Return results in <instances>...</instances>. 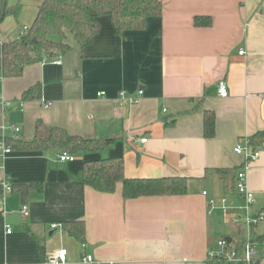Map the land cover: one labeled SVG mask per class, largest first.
<instances>
[{
    "label": "crops",
    "instance_id": "0c3cea01",
    "mask_svg": "<svg viewBox=\"0 0 264 264\" xmlns=\"http://www.w3.org/2000/svg\"><path fill=\"white\" fill-rule=\"evenodd\" d=\"M161 2L162 14L144 30L118 34L110 17H100L93 43L81 49L70 36L73 49L59 56L61 64L50 61L59 57L46 58L19 78L0 77V127L16 126L27 140L38 123L88 139L117 138L103 152L74 161H61L56 151L0 157V183L12 186L0 207V264H47L61 249L68 251L65 264H85L86 255L94 264H207L208 253L230 238L227 224L245 233L230 223L221 200L243 204L231 171L245 159L235 148L264 130V0ZM34 3L22 25L26 7L17 20L3 22L2 40L32 25L42 0ZM196 17L211 24L196 26ZM221 81L226 98L218 95ZM36 84L40 99L23 100ZM140 91L134 104L120 98ZM206 112L215 117L210 138ZM258 151L247 177L262 211L264 147ZM116 157H123L129 179L187 178L186 194L125 199L121 183L113 193L84 185L85 161ZM77 221L84 222L82 241L52 228ZM255 232L264 236V222Z\"/></svg>",
    "mask_w": 264,
    "mask_h": 264
},
{
    "label": "trees",
    "instance_id": "16d2710c",
    "mask_svg": "<svg viewBox=\"0 0 264 264\" xmlns=\"http://www.w3.org/2000/svg\"><path fill=\"white\" fill-rule=\"evenodd\" d=\"M22 3L10 6L0 0V18L3 10V22L13 17L19 18ZM163 11L161 0H42L37 15L27 31L19 28L16 39L0 38V72L2 78H19L27 67L42 62L44 59L57 58L70 53L73 49L68 42L73 36L81 49L90 46L99 32L98 19L108 16L118 34L125 31H140L147 27L148 20L160 16ZM196 26H209L211 19L196 17ZM40 84L25 91L23 100L38 99ZM40 99V98H39ZM205 136L213 137L215 117L206 112L204 121ZM1 139V136H0ZM117 141L116 137L88 139L79 135H71L58 127H48L38 123L36 135L27 140L19 134L8 135L5 142L12 152H49L58 154L67 152L73 156L93 155L103 152L109 145ZM254 150L264 147V130L248 139ZM123 157L100 158L83 163L82 179L84 185L101 193H113L118 183L122 184L125 199L142 196H173L187 192V178L172 177L159 179H129L125 176ZM240 169L231 171L236 175ZM264 212V209L262 210ZM62 229L82 241L85 234L83 221L66 222ZM207 264H213L207 261Z\"/></svg>",
    "mask_w": 264,
    "mask_h": 264
},
{
    "label": "built area",
    "instance_id": "2783aa9c",
    "mask_svg": "<svg viewBox=\"0 0 264 264\" xmlns=\"http://www.w3.org/2000/svg\"><path fill=\"white\" fill-rule=\"evenodd\" d=\"M27 27L23 28V32L27 31ZM242 54L244 52L242 51ZM52 64H61V57L59 59L50 60ZM1 77V76H0ZM143 91L138 93L136 97L127 96L125 92L120 94V98L127 100L134 104L138 101L139 95H142ZM218 95L222 98H226L229 95L228 86L225 81H221L218 86ZM100 97H104L105 93L101 92ZM2 102V101H1ZM4 103V101L2 102ZM42 103L46 107H50L51 103H47L42 100ZM20 128L16 126H1L0 127V157H6L12 153V149L6 144L5 138L9 134H19ZM142 143L147 142V138L141 140ZM235 152L238 155H242L245 159V164L236 175L234 189L236 196L243 200L242 205L229 204L228 198L224 197L221 200V208L229 213V221L231 224L245 228L244 239L223 238L218 243V249L216 251H210L208 253L207 260L213 264H262L264 261V236L256 234L255 228L262 222H264V212L259 211L256 208V196L249 189L247 172L250 168V164L256 161L260 156V151L254 150L248 143L247 145L239 144L235 148ZM61 161H74L75 156L64 152L60 155ZM0 207L4 205L6 195L11 192V183L3 181L0 183ZM206 194V193H205ZM212 208H216L213 201L210 202ZM21 213L27 217L29 215L28 206L21 208ZM53 229H62V225L54 224ZM8 233H11L10 228L7 226ZM240 235V233L238 234ZM230 240V241H229ZM67 249H61L55 252L52 256L47 258V264H65L67 262ZM83 263L94 264L95 259L91 255H86L83 258ZM119 264V263H111Z\"/></svg>",
    "mask_w": 264,
    "mask_h": 264
},
{
    "label": "rangeland",
    "instance_id": "374dc122",
    "mask_svg": "<svg viewBox=\"0 0 264 264\" xmlns=\"http://www.w3.org/2000/svg\"><path fill=\"white\" fill-rule=\"evenodd\" d=\"M18 2H21L22 3V10H24V8L26 9V12L24 13V15H21V17H20V23H21V25L23 24V19L24 20H27V19H30V13L32 12V7L33 6H35V3L34 2H36V0H8V4H17ZM29 14V15H28ZM23 16V17H22ZM9 20L10 19H8V21L7 22H9ZM6 22V23H7ZM12 24L14 25V27H15V24H16V22H12ZM227 224V223H226ZM226 234L228 235V237H230V238H233V239H244L245 238V233H241L240 235H238V232H237V230H235L234 228H232V227H230V225L229 224H227L226 226Z\"/></svg>",
    "mask_w": 264,
    "mask_h": 264
},
{
    "label": "water",
    "instance_id": "95a60500",
    "mask_svg": "<svg viewBox=\"0 0 264 264\" xmlns=\"http://www.w3.org/2000/svg\"><path fill=\"white\" fill-rule=\"evenodd\" d=\"M6 4H7V0H5V5H6ZM4 16H5V10H3L2 17L0 18V23L3 21ZM0 75H1V72H0ZM229 241H230V240H229Z\"/></svg>",
    "mask_w": 264,
    "mask_h": 264
}]
</instances>
